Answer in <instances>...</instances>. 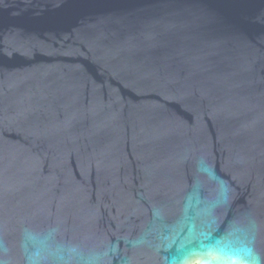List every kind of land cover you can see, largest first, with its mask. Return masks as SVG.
<instances>
[{
    "label": "water",
    "instance_id": "1",
    "mask_svg": "<svg viewBox=\"0 0 264 264\" xmlns=\"http://www.w3.org/2000/svg\"><path fill=\"white\" fill-rule=\"evenodd\" d=\"M0 264H264V0H0Z\"/></svg>",
    "mask_w": 264,
    "mask_h": 264
}]
</instances>
